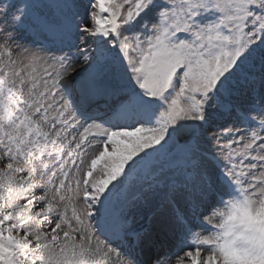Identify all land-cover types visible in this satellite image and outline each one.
<instances>
[{
    "label": "snow or ice",
    "instance_id": "snow-or-ice-1",
    "mask_svg": "<svg viewBox=\"0 0 264 264\" xmlns=\"http://www.w3.org/2000/svg\"><path fill=\"white\" fill-rule=\"evenodd\" d=\"M0 165V264H264V0H0Z\"/></svg>",
    "mask_w": 264,
    "mask_h": 264
},
{
    "label": "rangeland",
    "instance_id": "rangeland-1",
    "mask_svg": "<svg viewBox=\"0 0 264 264\" xmlns=\"http://www.w3.org/2000/svg\"><path fill=\"white\" fill-rule=\"evenodd\" d=\"M19 2L23 3V0H19ZM32 2H34V3H50V2H53V0H32ZM43 11H45L47 13L49 10L44 9ZM51 11H52V13H54L55 9H52ZM45 37H47V38H45ZM39 40L48 43L49 46H47V48H52L53 50H58L60 47H63V45H61L59 42V38L57 36H54V35L45 34V35L40 36ZM57 54H60V53L57 51ZM109 151H111L110 146H109ZM165 164H166V162L162 161V154H159V155L153 156L151 158L149 166L155 167L156 169L159 170L161 167H163L161 165H165ZM184 165H185V163L180 162L179 165L175 169H173L172 171L179 174L180 170L184 167ZM0 166H2V165H0ZM163 170L169 171V167L168 166L163 167ZM140 175L142 176L143 173H140ZM116 183H118V181Z\"/></svg>",
    "mask_w": 264,
    "mask_h": 264
},
{
    "label": "bare ground",
    "instance_id": "bare-ground-1",
    "mask_svg": "<svg viewBox=\"0 0 264 264\" xmlns=\"http://www.w3.org/2000/svg\"><path fill=\"white\" fill-rule=\"evenodd\" d=\"M44 44V43H43ZM45 45V44H44ZM50 49H52V48H50Z\"/></svg>",
    "mask_w": 264,
    "mask_h": 264
}]
</instances>
